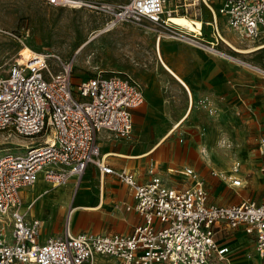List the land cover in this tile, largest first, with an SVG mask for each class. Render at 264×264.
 I'll list each match as a JSON object with an SVG mask.
<instances>
[{
  "label": "built area",
  "instance_id": "built-area-1",
  "mask_svg": "<svg viewBox=\"0 0 264 264\" xmlns=\"http://www.w3.org/2000/svg\"><path fill=\"white\" fill-rule=\"evenodd\" d=\"M47 1L84 4L83 0ZM205 3L212 12L207 24L213 40H203L202 27L199 32L180 27L173 38L208 46L206 51L213 56L228 59L231 55L219 47L222 42L233 49L220 34L222 15L228 29L243 41L264 46V0ZM187 5L179 3L172 10H167L165 0L107 5L110 20L100 32L130 20L171 26L170 16L178 15L180 8L188 10ZM238 64L264 76V69L251 62ZM73 72V60L32 50L27 56L20 52L9 70L0 73V132L23 138L0 153V264H93L98 255L112 257V264H233L232 247L218 240L228 228H242L254 236L255 254L264 264V194L260 200L248 197L220 205L210 201L205 180L194 167L169 169L183 176L179 185L170 184L155 164L149 167L147 181L127 168H113L101 154L98 136L103 131L117 139L131 136L133 112L145 103L143 85L127 71L99 72L75 84ZM258 150L264 158V135ZM90 164L130 188L134 203L122 206L137 212L142 222L130 234H73L68 225L63 235L40 242L42 222L29 218L22 191L40 180L53 186L79 180ZM240 168L235 162L229 173H213L231 186L244 187L247 180ZM261 172L264 175V165Z\"/></svg>",
  "mask_w": 264,
  "mask_h": 264
},
{
  "label": "rangeland",
  "instance_id": "rangeland-1",
  "mask_svg": "<svg viewBox=\"0 0 264 264\" xmlns=\"http://www.w3.org/2000/svg\"><path fill=\"white\" fill-rule=\"evenodd\" d=\"M127 1L83 0L84 4L76 7L50 4L47 0H0V73L9 70L11 64L19 58L20 52L25 54L29 50L48 52L64 60H73L75 84L99 72L105 75H114L119 71L134 73L145 81L147 88L152 84L154 96L159 101L163 98L169 99L170 106H158L150 112H141V120L148 136L167 133L176 120L172 121L171 118L167 120L166 113L173 114L180 107L177 106L178 90L174 80L170 81L169 86L162 85L161 75L167 71H164L156 51L158 52V43L162 40L189 43L171 36L174 35V31L180 30L179 26H165L147 19L121 22L107 32H100L110 20V14L105 7L124 4ZM207 1L210 4L218 2V0ZM179 3L188 4V10L187 7L186 10L180 8L179 14L204 21L202 38L204 41L213 40L211 26L207 24V21L212 19V12L205 1L176 0L171 10L176 9ZM173 15L177 14L173 13ZM173 22L185 24L182 19ZM228 37L226 38L232 45L240 50H249L257 45L243 41L229 30ZM223 44H219V47L232 57L249 61L248 63L251 62L264 69V48L243 53L236 52ZM228 64L236 66L244 77L242 85L231 86L235 94H238L235 88L251 89L246 84L254 86L263 84L264 76L259 72L229 60ZM254 99L256 97L252 95L249 98L250 101ZM146 103L147 97L144 104ZM260 104L262 106H258L259 104L248 106L250 104L242 103L241 100L233 103L228 99L227 110L217 106L211 111L212 108L202 106L208 109L211 116H216L214 121L211 119L210 126H195L193 120L195 114L192 113L174 130L173 134L165 139L151 157L158 159L163 165L189 164L200 169L211 197L219 203L234 204L249 196L260 199L264 193V176L261 172L263 159L255 150L257 139L264 132V101ZM167 121L168 125L165 123ZM134 132L123 141L131 140ZM22 141L23 138L14 133L0 132V153L14 147L16 142ZM107 141L100 142L104 151L108 150ZM202 146H207L206 149L210 154L212 153V165L205 158L202 151L205 147ZM113 158L118 157L112 155L107 157V161L111 163ZM235 162H240V173L247 178L245 187L231 186L213 173L212 168L226 169L229 173ZM141 171L144 172V169ZM101 178L99 169L93 165L81 179L70 181L66 185L53 186L40 183L34 189L29 188L25 192L33 196L41 194L32 207L31 215L40 217L44 229L54 233H61L64 230L66 213L71 206H82L72 223V228L82 221L83 211L93 210L95 213L90 221L98 227L106 223L115 227L125 224V221L120 219V211H122L120 207L122 200L127 198L119 195L122 186L109 175L105 176V180L103 178L102 183L104 182L103 187H105V200L110 207L103 208L106 207L104 202L99 210L95 208L100 205L97 204L99 201L101 203V194L104 191H101ZM47 188L48 193L43 194L44 189ZM241 239L237 243L234 242L235 247L232 248L235 251L241 250L240 252L245 256L250 254L253 257L254 236ZM222 242L228 243V240ZM232 262L235 264L234 259Z\"/></svg>",
  "mask_w": 264,
  "mask_h": 264
},
{
  "label": "crops",
  "instance_id": "crops-1",
  "mask_svg": "<svg viewBox=\"0 0 264 264\" xmlns=\"http://www.w3.org/2000/svg\"><path fill=\"white\" fill-rule=\"evenodd\" d=\"M178 19L184 20L183 18H178ZM219 21H220L221 30H222L220 34L222 38L228 42L229 40L227 38H229L228 37L229 29L226 25V19L224 16L220 15ZM190 27H191L192 32H199L201 27L204 30V21L192 18V21L190 22ZM229 31L233 35H236L231 30ZM220 44H223V43L221 42ZM258 47H261L260 49L264 48V46H256L253 48H258ZM156 53L160 57L159 60L162 66L163 64H166L170 69V71H168L163 66L164 71H167V72L161 75L162 85L169 86L170 81L172 80H174L175 83L177 84V90H178V94H177L178 105L177 106H180V107L177 110H175L173 114L166 113L167 120L170 118L172 119V121L176 120L173 126L176 124H179L178 125L179 127L190 117L192 113H194L195 114L193 118L194 125L199 126V127L200 126L208 127L210 126L211 122L215 120L216 116L215 115L211 116L208 109H206L205 107L203 108L202 106H207L208 108H212L211 111H213L217 106L223 107L227 110L228 99H230L231 102L233 103L238 100L239 101L241 100L242 103L244 102L245 104H250L248 106H252L254 104H259L258 106H262L260 103L264 101V81H263V84L259 83V84H256L255 86L252 84L250 85L246 84L251 89H246V88H241V87L237 89L234 86L235 90L238 92V94L237 93L235 94V92L232 91L231 86L234 84L242 85L244 77H243L242 72H239L236 66H233L232 64H228L227 59L211 56L205 49L201 47L192 46V45L177 42L174 40H162V42L160 41V46L158 47V52L156 51ZM130 74L134 75L142 83L143 88H144L145 98L147 97V103L144 104L141 108L135 109L133 112L134 113L133 132L134 131L135 132L131 140L123 141V139H126V138L117 139V138H114L109 132H106V131L100 132L98 136V143L101 148V154L104 155L106 152H112L113 156H117L118 158H113L111 163H109L106 158L107 164H109L115 169L127 168L128 170L133 171L138 176V179L140 181H147L150 179L149 167L151 164H155L156 166H158L159 174H161L164 178L170 181L169 182L170 184L179 185L181 184L183 176H180L177 174H171L169 172V169L170 168H183L186 166L194 167V165L179 164V163H170L168 165H163L162 163H159L158 159L151 157L153 154L156 153L159 147L164 143L165 139H167L168 136L173 134L174 130L171 132L173 126L165 134H162V135L156 134L153 136H148L146 129L143 125V122L141 120V112H144V111L150 112L153 110L154 107H155L154 110L157 109L156 107L158 106H170L169 99L163 98L159 101L154 96L152 84H149L148 85L149 87L147 88L145 81L141 77L137 76L134 73H130ZM251 95L253 97H256V99L252 100L253 102L249 100V98H251ZM232 100H235V101H232ZM238 104L240 106L242 105L241 103H238ZM165 123L166 125L169 124L168 121ZM260 130H262V127L260 128ZM204 134H206V132ZM263 135H264V132L257 139L256 145H255V150L257 151V153H259L258 143H259L260 138ZM106 140H108L106 143V145L108 146V150L104 151L102 150V145L100 142L102 141L106 142ZM203 147L206 148L207 146H202V148ZM215 156H220V154H217ZM260 157L263 159V164H262L263 166L264 158L261 155ZM208 163L212 165V161L211 162L209 161ZM93 165L94 164H90L86 168L85 173ZM219 165H222V164H219ZM194 168L201 174L202 178H204L202 173L200 172V169L196 167ZM142 169H144V172L141 171ZM212 170L213 171L215 170L217 172H220V171L227 172L228 171L226 169H216V168H212ZM106 175L113 177L122 186L121 190H119V195L123 198H127V200L125 199L122 200V204L124 202L133 204L134 198H133V194L130 188L122 184L117 178H115L111 174H101L102 176L101 191H103L102 180L103 178L105 180ZM241 176L247 180V178L243 176L242 173H241ZM74 180L76 179H73L72 181ZM40 183H46V182L43 180H40L38 183L34 184L33 186L29 188L34 189ZM46 184H49V183H46ZM112 186H116V185L112 184ZM29 188H26L22 191V197H23L24 204H25L24 209L28 211L30 219L37 218L41 220L40 217L31 215L32 207L35 204V202L40 198L41 194L33 196V194H29L25 192ZM48 191H49L48 188L44 189L43 194L48 193ZM245 198H248V197H245ZM251 198L255 200L261 199V198L258 199L256 197H251ZM209 199L210 201L218 203L220 205H232V204H222V203L217 202L211 197L210 193H209ZM63 202H67V201L63 200ZM104 202H105L106 207H103V208H109L110 206L105 200V190H104ZM99 204H100V201L97 205ZM234 204H237V203H234ZM29 205H32L30 209H28ZM120 209L122 210V211L118 210L120 211V214H121L120 219L125 221V224H122L120 226L118 225L117 227H115L114 225L111 226L109 223L102 225V227H98L92 224V222L90 221V218L95 213V210H93L92 212L83 211L84 217L81 222H78L77 226L75 225V228H72V223H69V222L68 224L66 223L67 214H68V211H67L66 219H65V227L61 233L48 232L46 228L44 229L43 222L41 220L42 227L40 231L41 235H40L39 240L40 242H45L50 236L63 235L68 225H69L70 231L73 234H79L83 232L130 234L132 233L134 228L142 222V218L135 211H126L122 205ZM249 236L251 235H248L242 228H237V229L228 228L220 232V234L218 235V240L220 242H222V240H228V244L232 247L234 246L233 245L234 242L237 243L240 240H242L241 238L243 237L249 238ZM253 248H254L253 254H252L253 257H249L250 254H248V256H245L243 253L240 252L241 250L237 249L235 251L234 248H232L233 250L232 255H234L233 259H234L235 264H260V260L255 254V242H254ZM113 262H114V259L110 256L98 255L96 256L93 264H112ZM86 264H89V263H86Z\"/></svg>",
  "mask_w": 264,
  "mask_h": 264
},
{
  "label": "bare ground",
  "instance_id": "bare-ground-1",
  "mask_svg": "<svg viewBox=\"0 0 264 264\" xmlns=\"http://www.w3.org/2000/svg\"><path fill=\"white\" fill-rule=\"evenodd\" d=\"M196 1H198V0H196ZM204 1H207V0H204ZM208 2V1H207ZM175 3H176V0H165V6H166V8H167V10H171V8L175 5ZM76 7H81V5H75ZM178 18H183L184 20H185V24H178V23H175V22H173V20H178ZM192 21V18H189L188 16H186V15H181V14H178V15H171L170 16V22L173 24V25H176V26H179V27H182V28H185V29H188L190 32H192L191 31V27H190V22ZM172 25V26H173ZM232 45V44H231ZM158 46H160V42L158 43ZM233 46V45H232ZM198 47H201V48H203V49H205V50H209V48H208V46H198ZM235 48V49H234ZM261 47H258V48H252V49H249V50H240V49H237L236 47H234L233 46V49L235 50V51H237V52H243V53H251V52H255V51H257V50H259ZM30 51H32V50H29V51H27V52H25V54L24 55H28L29 53H30ZM159 59H160V57H159ZM228 60L229 61H236L237 63H241V64H245V65H247V66H249V64L250 63H248V62H245V61H243V60H240V59H238V58H234V57H228ZM163 66L165 67V69L166 70H168V71H170V69H169V67L166 65V64H163ZM176 75V74H175ZM178 77V76H177ZM183 119V118H182ZM181 121V120H180ZM178 125L179 124H176V125H174L173 126V128H172V130H171V132L173 131V130H175L177 127H178ZM202 151H203V153H204V156H205V158L207 159V161L209 162H211V156H210V153H209V151L206 149V148H203L202 149ZM111 155H113V153L112 152H106L105 154H104V156H105V158H107V157H109V156H111ZM103 184H104V182H103ZM103 190H104V187H103ZM104 205V191L102 192V194H101V203H100V205L99 206H97V207H95L96 209H98V208H100V207H102ZM79 208H82V206H71L70 208H69V210H68V214H67V223L69 222V223H73V221L76 219V216H77V210L79 209ZM71 225V224H70Z\"/></svg>",
  "mask_w": 264,
  "mask_h": 264
}]
</instances>
